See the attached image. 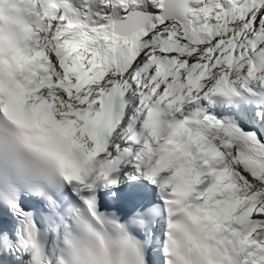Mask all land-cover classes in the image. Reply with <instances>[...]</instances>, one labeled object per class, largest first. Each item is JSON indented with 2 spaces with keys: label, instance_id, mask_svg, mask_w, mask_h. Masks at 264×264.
Here are the masks:
<instances>
[{
  "label": "snow or ice",
  "instance_id": "obj_1",
  "mask_svg": "<svg viewBox=\"0 0 264 264\" xmlns=\"http://www.w3.org/2000/svg\"><path fill=\"white\" fill-rule=\"evenodd\" d=\"M0 264H264V0H0Z\"/></svg>",
  "mask_w": 264,
  "mask_h": 264
}]
</instances>
